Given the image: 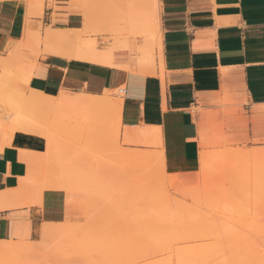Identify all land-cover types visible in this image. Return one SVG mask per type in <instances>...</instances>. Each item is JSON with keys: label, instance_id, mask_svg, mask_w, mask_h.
<instances>
[{"label": "rangeland", "instance_id": "obj_1", "mask_svg": "<svg viewBox=\"0 0 264 264\" xmlns=\"http://www.w3.org/2000/svg\"><path fill=\"white\" fill-rule=\"evenodd\" d=\"M23 1L42 8L43 0ZM62 1L80 14L81 28L85 25L83 14L88 12V26L81 36V44L90 43L98 53L110 56L107 58L111 60V67L116 66L113 61L116 52H126L138 64H154L156 47L152 41H156L157 33L149 21L153 10L151 0ZM40 33L39 28L37 43ZM44 46L46 48L45 42ZM31 76V71L17 78L10 72L0 75V94L15 98L21 113L17 118L23 116L20 121L16 118L9 138L25 159L37 155L45 145L44 153L33 163L29 162L27 180L36 188L38 197L46 191L62 192L64 200L68 199L64 208L71 215L69 219L63 212L53 215L50 220L53 236H48L49 242L44 240L42 245L41 235L36 241L9 240L39 247L35 257L28 259L30 263L33 259L35 264H45V261H50L48 264L51 261L55 264H167L168 254L161 249L166 243L168 248L176 250L171 264H202L201 260L206 258L202 259L200 254L206 249L210 258L207 264H212L220 260L219 256L228 262L238 255L247 256L246 250L250 248L244 246L243 251L235 240L252 246L261 238V243L264 237L260 234L264 229V159L251 160L249 152L264 151V143L258 146L257 142L250 143L218 131L206 145L200 142L195 165L198 171L175 175L170 173L174 168L169 156L163 154L162 157L153 146L156 142L141 143L135 137L130 140L125 136L130 131L122 130L110 102L105 103L109 97L111 102L118 98V93L94 96L97 101L100 97L105 100L99 103L94 99L96 104L92 103V96L62 94L53 98L33 89L29 91L27 85ZM7 132L10 133L9 128ZM227 230L232 231V235L226 234ZM243 234L245 240L241 238ZM258 234L262 237H256ZM222 237L227 239L224 241ZM229 237L233 238L231 243L235 246L230 245ZM67 239H71L70 246ZM2 242L6 240L0 239V244ZM47 247L59 252L56 254ZM64 247L72 253L67 256ZM26 259L21 256L16 262L22 264Z\"/></svg>", "mask_w": 264, "mask_h": 264}, {"label": "crops", "instance_id": "obj_2", "mask_svg": "<svg viewBox=\"0 0 264 264\" xmlns=\"http://www.w3.org/2000/svg\"><path fill=\"white\" fill-rule=\"evenodd\" d=\"M155 2L157 20L149 18L158 26L154 64H138L126 52H116L111 67L83 59L97 52L92 44H81L88 12L81 28L80 14L62 0H43L41 9L23 0H0V75L17 78L31 71L28 90L53 98L103 96L104 90L122 86L120 125L133 132L125 136L156 142L175 175L198 171L200 142L206 145L218 131L263 144L264 0ZM44 151L45 145L26 159L15 148L0 151V239L36 241L53 215L70 218L62 192L46 191L37 204V190L27 180L29 162ZM5 201L13 206L3 208Z\"/></svg>", "mask_w": 264, "mask_h": 264}, {"label": "bare ground", "instance_id": "obj_3", "mask_svg": "<svg viewBox=\"0 0 264 264\" xmlns=\"http://www.w3.org/2000/svg\"><path fill=\"white\" fill-rule=\"evenodd\" d=\"M152 1L153 0H151L150 2V4L152 5ZM156 0H154V3H156L155 2ZM156 5H157V3H156ZM153 6V5H152ZM152 8H154V6L152 7ZM151 8V9H152ZM157 9V8H156ZM88 11V10H87ZM91 11V10H90ZM90 13V12H89ZM133 13H135V12H133ZM88 16V14L86 13V17ZM156 16V11L153 9L152 10V13H151V17H153L152 19H154V17ZM89 17V16H88ZM147 17V16H146ZM149 18H150V16H149ZM88 19V18H87ZM155 19H156V17H155ZM155 19L154 20H152V21H155ZM157 20V19H156ZM149 21H150V19H149ZM152 23V22H151ZM150 23V24H151ZM153 26V28H154V32L156 33L157 32V28H158V26L155 24V25H152ZM146 34V33H145ZM143 36V35H142ZM149 36V35H148ZM107 57H110V56H106L105 54H102V53H98V52H89L86 56H84L83 57V59L85 60V61H87V62H89V63H101V64H106V65H108V66H111V63H110V61L111 60H109ZM113 59V58H112ZM109 83H111L110 81H109ZM110 85V84H109ZM108 85V86H109ZM115 92L116 93H118V98H116L114 101H108L109 99H111L110 97L108 98V100H107V102H105L107 105H108V102H110V109L116 114V116L120 119L121 117H119L120 116V113H121V110H122V103H123V98H124V92H125V90H124V88H120V87H118V86H114L111 90H110V92H107L106 90H104V95H109V93H110V95H114L115 94ZM35 93V92H34ZM33 95V94H32ZM41 95H43V94H41ZM117 95V94H116ZM30 96V95H29ZM115 96V95H114ZM31 97H33V96H31ZM30 97V98H31ZM41 97V96H40ZM94 96H92V98H93ZM29 98V99H30ZM92 98H90V100L92 99ZM97 98H98V96H97ZM96 98V99H97ZM106 98V97H105ZM36 99V98H35ZM46 99V98H45ZM49 99V98H48ZM47 99V100H48ZM89 99V98H88ZM94 99H95V97L92 99L93 101H94ZM95 99V100H96ZM89 100V101H90ZM91 100V101H92ZM100 100H103V101H105L103 98H101L100 97ZM97 101V102H102V101ZM92 101V103L93 104H96L97 102H93ZM34 102V101H33ZM26 103V102H25ZM29 103V102H28ZM36 103V102H35ZM103 103V102H102ZM103 104L104 106L106 105V104ZM28 106H29V104H28ZM32 105H30V107H31ZM89 106H90V104H89ZM26 108L27 109H29L28 107H25V110H26ZM88 108V107H87ZM92 109H93V106H92ZM91 109V110H92ZM23 110V109H22ZM25 110H23V113H24V111ZM29 111V110H28ZM92 112V111H91ZM18 113H20L19 112V109H17L16 108V102H15V99L14 98H12V97H10V96H6V98L5 99H2V100H0V130L2 129L3 130V132L7 129V128H9V131L10 132H12L14 129V127L12 128V126H13V124H14V122L16 121V118L18 117L17 115H18ZM22 113V114H23ZM21 114V113H20ZM22 118H23V116H21ZM22 118H17L18 119V121H20V119H22ZM25 118V117H24ZM117 119V118H116ZM18 121H17V123H18ZM119 121V120H118ZM117 122V121H116ZM19 124V123H18ZM133 130H135V129H133ZM137 130V129H136ZM144 130V129H143ZM137 131H141V128L140 129H138ZM146 131H147V129H146ZM131 133V132H130ZM133 133V132H132ZM131 133V134H132ZM143 133V132H142ZM146 133V132H145ZM138 135H139V133H137ZM141 135V134H140ZM4 147H10V148H14V146H13V144H12V142H11V139L9 138V136H7L6 134H5V132L3 133V136H2V138H1V142H0V151H2L3 150V148ZM248 155V154H247ZM249 155H250V159L252 160H255V161H259V160H263L264 159V151H262V149L260 150V149H255V150H252V151H250L249 152ZM248 155V156H249ZM247 156V157H248ZM68 184V183H67ZM71 183H69V185H70ZM68 185V186H69ZM75 185H77V184H75ZM80 184H78L77 186H79ZM74 186V185H73ZM77 186H74V187H77ZM67 187V186H66ZM58 188V187H57ZM80 188V187H79ZM48 189V188H47ZM51 189V188H50ZM53 189H56V187L54 186V188ZM78 189V188H77ZM91 192H89V194H90ZM4 194V196H5V192L3 193ZM8 195V194H7ZM41 195V194H40ZM92 195V194H91ZM11 196V195H10ZM2 196H0V199H1V201H3L2 200V198H1ZM40 197V196H39ZM38 197V199H40ZM10 198H13V197H10ZM10 198H8V200L10 199ZM71 198H69V200H70ZM5 200H6V196H5ZM23 200V199H22ZM41 200V199H40ZM40 200H39V202H38V204H40ZM68 200V199H67ZM66 200V201H67ZM13 201V200H12ZM71 201V200H70ZM26 202V201H25ZM24 202V203H25ZM28 202V201H27ZM12 203H14V202H12ZM23 202L21 201V202H19V205H21ZM23 203V204H24ZM32 203V202H31ZM17 204V203H16ZM22 204V205H23ZM27 204V203H26ZM18 205V206H19ZM11 206H13V204H11V203H9V202H4V204H3V208H7L8 209V207H11ZM14 206L15 207H18V206H16L15 204H14ZM21 207V206H20ZM2 209V208H1ZM91 211V210H90ZM92 215V214H91ZM48 222L47 223H45L44 225H43V228H42V230H41V239L40 240H42L43 242H41L40 244L42 245L45 241L44 240H48L49 238H48V236H50L51 237V235L53 236V234H51L50 235V232H52L53 233V231H51L50 230V228H52V223L50 222V219H48L47 220ZM55 227V226H54ZM53 229H55V228H53ZM164 229V228H163ZM89 230V229H88ZM90 231V230H89ZM88 231V232H89ZM170 231V230H169ZM216 233H217V231L216 230H214ZM224 231H226V230H224ZM223 231V232H224ZM230 231V230H229ZM234 231V230H233ZM236 231V230H235ZM234 231V232H235ZM249 231V230H248ZM253 231V230H252ZM251 231V232H252ZM85 232H87V230L85 231ZM171 232H173V231H170L169 233H171ZM237 232H239V231H237ZM242 232V231H241ZM254 232V231H253ZM163 233H164V231H163ZM230 233H231V235H232V231H230ZM230 233H228V230H227V233L226 234H229L230 235ZM236 233V232H235ZM59 234H61V233H59ZM87 234V233H86ZM90 234V233H89ZM161 234H162V232H161ZM207 234V233H206ZM225 234V233H224ZM223 234V235H224ZM238 235H239V233H237ZM237 234H235V235H237ZM250 234V233H249ZM260 234L262 235V234H264V229H263V231L262 232H260ZM260 234H258V236L256 235V237H259L260 236ZM70 235V234H69ZM82 235V234H81ZM80 235V236H81ZM158 235V234H157ZM167 235V234H166ZM200 235V234H199ZM245 235H246V233H245ZM252 235V234H251ZM55 236V235H54ZM87 236H89V235H87ZM91 236V235H90ZM167 236H169V234L167 235ZM198 236V235H197ZM202 236V235H201ZM201 236H199V237H201ZM205 236H207V235H205ZM204 236V237H205ZM228 236V235H227ZM234 236V235H233ZM262 236H264V235H262ZM262 236H260V237H262ZM166 237V236H165ZM209 237H211L210 235H209ZM216 237V236H215ZM237 237V236H236ZM236 237H234L235 239H237ZM241 237V236H240ZM246 236H244V234H243V236L241 237L242 239H246L245 238ZM249 236H247V238H248ZM159 239L158 240H160V239H162V236H161V238L160 237H158ZM169 238V237H168ZM167 238V239H168ZM203 238V237H202ZM223 239H224V237H222ZM252 238H254V237H252ZM19 239H24V238H19ZM64 239V237H63V235H62V240ZM69 239V238H68ZM67 239V240H68ZM165 239V238H164ZM226 239H227V237H226ZM226 239H224V241L226 240ZM228 239H230V240H228V242H230V245L231 244H233V246H235L234 245V243H231V239H232V241H233V238L232 237H229ZM234 239V240H235ZM249 239V238H248ZM261 238H259L258 240L256 239V241H258L257 243H255L254 242V240L255 239H253V242L255 243L254 245H252V246H248V245H245L244 243H242V242H240L239 240H235V243H236V241H238L237 242V244H239V246L240 247H242V250L243 251H245V247H246V249H248V247L251 249V251H248V250H250V249H248V250H246L247 251V256H249V257H245V254H243V255H240V257H239V255L238 256H235V254H232L231 256H235V257H232L234 260L233 261H227V260H225V259H223L222 260V258H220V256H219V259L221 260H217V262L215 261V263H212V264H264V253L263 252H261V251H263L264 249H262V250H260L261 248H264V237H263V240L261 241V243H259V240H260ZM60 240V239H59ZM61 240V241H62ZM71 240V239H70ZM70 240H68V242L70 241ZM216 240V239H215ZM249 240H251V239H249ZM20 241H22V240H20ZM55 241V240H54ZM58 241V240H57ZM60 241V242H61ZM48 242H49V240H48ZM60 242H58V244L59 245H57V246H60L61 245V243ZM66 242V241H65ZM95 242V241H94ZM163 242V241H162ZM161 242V243H162ZM227 242V243H228ZM26 242L24 241V244L21 242H18V243H13V242H10V241H6V242H2L1 244H0V264H17V259L19 260V257L21 258V256L22 257H26L27 259H26V261L24 262V263H22V264H29L30 263V259L29 258H31L32 256H34L37 252H38V250H39V247L38 246H35V244L34 245H29L30 243H28V245L27 244H25ZM34 243V242H33ZM53 243V242H52ZM70 243H71V241L69 242V246H70ZM79 243V242H78ZM90 243H92V242H90ZM161 243H159V244H161ZM47 244V243H46ZM55 244H57V242H55ZM68 244V243H67ZM158 244V245H159ZM163 244H164V242H163ZM241 244H244V245H241ZM257 244V245H256ZM258 244H260V246H258ZM48 245V244H47ZM63 246H65L66 244L64 243V244H62ZM85 245V244H84ZM165 245L167 246H165L164 247V245H162V247H161V249H163V251H164V253L165 252H167V254H168V256L166 257V259H164V261L166 260V263L167 264H171L172 263V258H173V254H174V252L176 251H174L173 249L171 250L170 248H168L169 246L165 243ZM255 245H256V247H255ZM40 246V245H39ZM52 246H54V244H52ZM68 246V245H67ZM66 246V248H68ZM71 246H73V244H71ZM83 246V245H82ZM89 246H90V244H89ZM100 246V245H99ZM170 246H172L173 247V245H171L170 244ZM232 246V249L234 248ZM245 246V247H244ZM258 246V247H257ZM42 248H43V246H41ZM40 247V248H41ZM75 247H77V246H75ZM160 247H159V251H160ZM164 247V248H163ZM177 247V246H176ZM227 247V246H226ZM255 247V248H254ZM41 248V249H42ZM47 248H49V247H47ZM51 248V247H50ZM49 248V249H50ZM65 248V247H64ZM66 248H65V250H66ZM102 248V247H101ZM166 248V249H165ZM179 248V247H178ZM177 248V249H178ZM218 248V247H217ZM52 249V251L54 252V253H56V250L54 249L53 250V248H51ZM69 249H71V248H69ZM77 249H78V247H77ZM76 249V252H79L78 250ZM103 249V248H102ZM108 249V248H107ZM169 249V250H168ZM205 249H206V247H205ZM204 249V250H205ZM216 249V248H215ZM213 250V251H219V250H221V249H219V250ZM227 249H229V248H227ZM43 250V252L45 251V249H42ZM72 250V249H71ZM166 250V251H165ZM168 250V251H167ZM203 250V251H204ZM212 250V249H211ZM58 252H59V250H57ZM62 253H64V249H62ZM68 250H66V254L67 253H69L70 254V252L72 253V251H70V252H67ZM87 251H89V250H87ZM106 251V250H105ZM104 251V252H105ZM173 251V252H172ZM206 251H207V249H206ZM206 251H204V253L202 254H200L202 257V259L203 258H206V259H203V260H201V263L202 264H207V259H209L210 260V258L207 256V252ZM233 251V250H232ZM41 252V251H40ZM42 252V253H43ZM46 252V251H45ZM57 252V253H58ZM75 252V253H76ZM82 252L83 251H81V254H82ZM107 252V251H106ZM110 251L108 250V252L107 253H109ZM162 252V251H161ZM178 252V251H177ZM229 252V250L227 251V253ZM234 252H236V250L234 251ZM240 252V251H239ZM52 253V252H51ZM56 253V254H57ZM60 253H61V251H60ZM80 253V252H79ZM84 253V252H83ZM215 253V252H214ZM226 253V252H225ZM238 253V252H237ZM236 253V254H237ZM250 253H252V254H250ZM55 254V255H56ZM76 254H78V253H76ZM80 254V255H81ZM92 254V253H91ZM94 254V253H93ZM163 254V253H162ZM178 254V253H177ZM177 254H175V255H177ZM211 254H213V253H211ZM239 254H241V253H239ZM249 254V255H248ZM59 255V254H58ZM72 255H74V254H72ZM85 255V254H84ZM97 255H99L98 253H97ZM103 255V254H102ZM204 255V256H203ZM214 255V254H213ZM215 255H217V253L215 254ZM222 255H224V253L222 254ZM50 256H52V255H50ZM49 255H48V257H50ZM66 256V255H65ZM67 256H68V254H67ZM178 256V255H177ZM230 256V257H231ZM244 256V257H243ZM35 257V256H34ZM59 257V256H58ZM69 257H70V255H69ZM72 257V256H71ZM76 257V256H75ZM80 257V256H79ZM78 257V258H79ZM82 257H84V256H82ZM88 257V256H87ZM91 257V256H90ZM216 257V256H215ZM227 257V256H226ZM239 257V258H238ZM243 257V258H242ZM33 258V257H32ZM244 260L245 259V261H243L242 259ZM29 259V260H28ZM37 259V258H36ZM40 259V258H39ZM56 259V258H55ZM54 259V260H55ZM87 259H89V258H87ZM95 259V258H94ZM238 259V260H237ZM58 260V259H57ZM247 260V261H246ZM249 260V261H248ZM21 261V260H20ZM34 260L32 259V262H33ZM40 261H41V259H40ZM56 261V260H55ZM82 261H83V259H82ZM87 261V260H86ZM236 261V262H235ZM31 262V263H32ZM37 263L39 262V260L38 261H36ZM43 262V261H42ZM57 262V261H56ZM93 262H94V260H93ZM178 262V261H177ZM238 262V263H237ZM18 263H20V262H18ZM30 263V264H31ZM48 263H50V261L49 262H47V261H45V264H48ZM54 262H52L51 261V264H53ZM92 263V262H91ZM209 263V262H208ZM33 264H35V261H34V263ZM55 264V263H54ZM161 264V263H160Z\"/></svg>", "mask_w": 264, "mask_h": 264}]
</instances>
